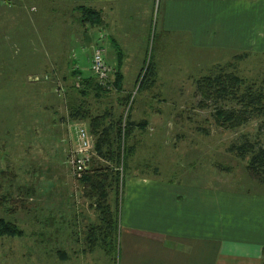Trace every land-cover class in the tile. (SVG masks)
Returning <instances> with one entry per match:
<instances>
[{"label":"rangeland","instance_id":"obj_1","mask_svg":"<svg viewBox=\"0 0 264 264\" xmlns=\"http://www.w3.org/2000/svg\"><path fill=\"white\" fill-rule=\"evenodd\" d=\"M239 1L242 5H194L192 23L178 9L170 15L168 31L161 25L162 3L156 12L153 5L146 34L140 14H124L122 64L134 72L141 62L142 68L148 65L149 60L144 65L146 57H159L157 75L137 91L136 85H129L132 80H125L121 90L128 96L116 92L113 85L106 96L97 99L91 94L83 101L93 115L108 111L117 121L129 103L123 101L136 91L128 116L137 127L125 144L134 150L127 158L124 178H147L188 190L264 193V179L262 184L251 179L246 163L229 151L246 142L264 149V122L251 119L238 129L221 126L216 111L240 108L234 101H203L197 91L199 80L218 74H231L245 85L264 79V53H260L264 52V6ZM77 17L69 7L48 6L45 0H0V197L13 201V205L0 203V220L14 224L22 234L0 238V264H120L124 179L118 186L113 247L104 251L99 242L89 246L84 239L78 245L73 240L81 228L84 234L100 226L97 199L87 197L86 187L72 181L65 164L73 142L68 107L74 94L68 88L73 84L80 88L70 74L73 67L87 65L101 37L90 33L82 48ZM186 24L193 39L190 32L174 31ZM80 123L88 129L87 123ZM140 123L148 125L145 130ZM60 189L70 192L73 202L56 205ZM114 199L111 190L107 202L112 211ZM75 206L84 215L79 228ZM61 208H69L66 228L58 220ZM61 230L72 236L73 245L60 241ZM67 248L69 260L60 261L56 253Z\"/></svg>","mask_w":264,"mask_h":264},{"label":"crops","instance_id":"obj_2","mask_svg":"<svg viewBox=\"0 0 264 264\" xmlns=\"http://www.w3.org/2000/svg\"><path fill=\"white\" fill-rule=\"evenodd\" d=\"M45 2L48 6L69 7L72 12L77 7H84L99 13L100 24L94 27L87 23L78 24L81 47L84 48L89 42L90 33H93V37L96 34L102 36L96 40L95 46L104 49L105 63L113 71V79L115 80L118 72L121 86L127 79L132 80L130 86L135 85L142 69V62L139 68L132 72L133 68L126 63L122 64L120 57V51L123 52L122 48L125 47L122 36L126 27L124 14H127L126 11L128 14H140L141 28L146 34L154 0H45ZM161 3L162 29L168 31L170 15L178 9H182L181 12L188 18L189 23H192L194 5H239L240 1L164 0ZM251 3L264 6V0H253ZM261 13L264 14L263 8ZM78 18L79 16L76 22L79 23ZM191 29L187 28L186 24L185 29L174 31L182 34L190 32L193 39ZM261 40H264V37ZM117 51L119 54H116ZM260 53L264 52L261 50ZM91 57L92 52L86 59L85 67H73V71L78 73V83L81 79L92 77ZM158 61L159 57L153 58L155 75L151 78L157 75ZM120 93L129 95L123 88ZM73 124L75 123L69 124V130ZM124 185L125 192L121 205L122 231L118 240L120 264H264V193L241 195L203 189L188 190L128 175L125 177ZM58 195L56 205L58 203L59 206H65L70 200L73 202V196L66 190L60 189ZM74 210L78 214V218L74 220L79 228L80 223L84 224V215L78 207L75 206ZM69 213V208H61L58 220L64 228L70 222L66 219ZM45 225L47 226V223ZM82 232L81 228V234L73 239L77 240V245L80 239H84L89 246L98 242L100 244L102 238L107 239L92 231L84 234ZM63 239L68 241V246L73 245L72 236L61 230L60 241ZM68 251L69 248L56 253L60 261L69 260ZM92 252L93 249H89L88 253ZM76 254L73 253L74 256Z\"/></svg>","mask_w":264,"mask_h":264},{"label":"trees","instance_id":"obj_3","mask_svg":"<svg viewBox=\"0 0 264 264\" xmlns=\"http://www.w3.org/2000/svg\"><path fill=\"white\" fill-rule=\"evenodd\" d=\"M74 12L79 16V24L87 23L93 27L100 24V15L94 10L77 7ZM146 58L144 65L148 60L149 62L146 68L141 69L145 73L139 89H142L145 83L149 81V78L155 75L153 56L150 55ZM241 58L239 57L238 60ZM77 78L78 73L71 71L70 79L76 82ZM113 85L115 91L121 90V77L118 72L115 75ZM79 87V89H76L73 84L68 88V92L74 94V97L76 96L75 100L73 99L74 97H69L68 121L88 124L89 133L94 139V151L96 153V158L91 161L88 172L85 173L79 183L86 187L85 193L87 197L97 199L94 207L99 213L98 221L100 226L93 229L92 233L97 231L102 237H107V239L102 238L100 248L104 251L106 249L109 251L113 247V237L116 235L117 230L118 186L120 181L119 173L116 169L122 167L126 171L127 158L134 149L132 147L126 149L125 144L132 136V128L137 126L130 121L128 116L126 118L125 131L122 133L123 117L115 121L108 111L103 114L93 115L90 110L84 108L83 101L91 94L100 99L109 92L98 88L93 78L81 79ZM197 91L203 101L213 103L234 101L240 108L236 111H224L223 109L216 111V122L221 126L229 129H238L245 126L251 119H260L264 122V79L259 84L245 85L244 81L231 74H218L199 80ZM77 99L80 102H77ZM128 99L123 101L124 105H126ZM145 125V123H140L139 126L144 129ZM229 151L234 153L239 160L246 163L245 170L247 175L262 184L264 179V149H255L253 144L246 142L238 147H231ZM111 190L115 192L113 211L107 202V195ZM12 202L11 197H0L1 206L3 204L13 205ZM14 211V207L9 210L10 213ZM20 236H22L21 231L14 224L0 220V238Z\"/></svg>","mask_w":264,"mask_h":264},{"label":"built area","instance_id":"obj_4","mask_svg":"<svg viewBox=\"0 0 264 264\" xmlns=\"http://www.w3.org/2000/svg\"><path fill=\"white\" fill-rule=\"evenodd\" d=\"M164 0H154L155 12L159 9V4ZM102 38V36L100 37ZM105 51L101 46L96 45L92 49L90 71L91 75L97 85L103 91L110 92L113 90V71L105 63ZM147 66V65H146ZM146 66L144 68H146ZM145 71L142 70L136 80V91L141 85ZM136 91L133 93L135 95ZM134 95L129 96V103L127 104L124 113L121 131L124 133L126 128V118L128 117L129 109L131 108ZM70 130L73 133V142L69 148L66 156V165L69 170V175L77 184L88 172L91 161L96 158L94 151V139L90 135L89 130L82 123H75L71 125ZM119 173V183L123 182V169L119 167L116 169ZM264 258V251H263Z\"/></svg>","mask_w":264,"mask_h":264}]
</instances>
